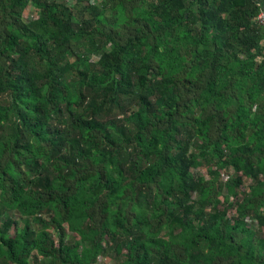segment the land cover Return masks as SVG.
<instances>
[{"label":"trees","instance_id":"trees-1","mask_svg":"<svg viewBox=\"0 0 264 264\" xmlns=\"http://www.w3.org/2000/svg\"><path fill=\"white\" fill-rule=\"evenodd\" d=\"M259 13L0 0V264H264Z\"/></svg>","mask_w":264,"mask_h":264},{"label":"built area","instance_id":"built-area-1","mask_svg":"<svg viewBox=\"0 0 264 264\" xmlns=\"http://www.w3.org/2000/svg\"><path fill=\"white\" fill-rule=\"evenodd\" d=\"M255 20L259 25L264 27V11H261Z\"/></svg>","mask_w":264,"mask_h":264},{"label":"rangeland","instance_id":"rangeland-1","mask_svg":"<svg viewBox=\"0 0 264 264\" xmlns=\"http://www.w3.org/2000/svg\"><path fill=\"white\" fill-rule=\"evenodd\" d=\"M27 14H29V12ZM29 16H31V13L29 14ZM202 173L203 174H206V171L203 169L202 170ZM16 218H17V216H16ZM13 232H14V230H10V234H13ZM99 261L101 263H103V264H110L109 259H107V258H105V259L104 258H101V259H99Z\"/></svg>","mask_w":264,"mask_h":264},{"label":"crops","instance_id":"crops-1","mask_svg":"<svg viewBox=\"0 0 264 264\" xmlns=\"http://www.w3.org/2000/svg\"><path fill=\"white\" fill-rule=\"evenodd\" d=\"M255 1L260 9V12L264 11V0H255ZM262 45L264 46V42H262Z\"/></svg>","mask_w":264,"mask_h":264}]
</instances>
